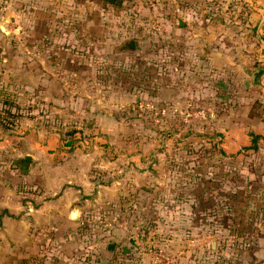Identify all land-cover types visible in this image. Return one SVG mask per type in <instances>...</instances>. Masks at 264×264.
<instances>
[{
  "label": "rangeland",
  "instance_id": "obj_1",
  "mask_svg": "<svg viewBox=\"0 0 264 264\" xmlns=\"http://www.w3.org/2000/svg\"><path fill=\"white\" fill-rule=\"evenodd\" d=\"M124 1L103 9L99 2L0 0V127L19 125V110L31 108L13 99L44 98L48 129L58 131L59 145L71 143L65 154L97 148L119 169L145 162L147 177L132 188L140 195L130 203L119 195L70 231H33V249L17 264H89L100 257L98 240L113 251L130 242L150 264H264V129L256 128L264 127L257 83L264 43L256 37L264 39V0ZM104 90L128 96L122 108L111 106L107 130L93 112L65 110L59 101L81 98L87 108ZM187 103L188 111L213 117L185 118ZM231 118L249 126L245 134L263 137L256 151L230 158L216 150L225 136L219 121ZM219 160L223 179L204 182ZM93 172L104 184L122 176ZM252 182L255 192L236 188Z\"/></svg>",
  "mask_w": 264,
  "mask_h": 264
},
{
  "label": "crops",
  "instance_id": "obj_2",
  "mask_svg": "<svg viewBox=\"0 0 264 264\" xmlns=\"http://www.w3.org/2000/svg\"><path fill=\"white\" fill-rule=\"evenodd\" d=\"M78 1L70 0L77 6L80 4L95 5L99 2L102 4L99 6L103 9L105 6L113 8L125 3L124 0H115L114 3L104 0H87L83 3ZM215 56L213 54L214 58ZM103 84L104 89L110 87L107 86L106 81ZM104 92H106L104 97L85 102L87 108L79 103L81 98L66 99L60 96L59 101L65 110L85 112L88 116L93 112L96 123L98 122L104 130H107L106 126L114 125L112 122L113 107L111 106L118 104L119 108H122L124 104H127L128 96L121 90L118 94H113L109 90H104ZM39 99L32 96L13 99L14 104L21 105L23 104L21 102H27L31 108L24 111L19 110L23 112V116L18 120L19 125L12 120L8 123L10 128L0 127V264H17L22 258L27 257L33 249L31 233L37 229L53 228L55 231L64 233L74 228L73 226L81 220L78 218L82 215L96 213L94 210L98 209L101 204L104 206L107 200L120 199L119 195H121L125 203L134 201V198H138L136 195L140 193L132 194V188L147 178L146 163L143 161L136 159L126 161V165L119 169L116 161L108 162L101 157V151L97 148L83 152L77 147L65 154L69 144L61 146L57 143L59 133L48 129L45 123L47 121L45 99ZM8 102L10 104V101ZM12 108L11 112H14L16 107ZM64 109L59 108V112L64 114L66 112ZM8 110L10 111L9 108ZM250 125L253 127L251 122ZM219 126L225 138L222 135L219 136L223 142L220 143L223 149H220V145L215 148L221 154L223 153L221 150L225 148L227 150L225 157L239 156L244 151L243 148L251 150L249 145H258L263 141L264 133L254 141L251 134L243 132L249 126L246 123L244 126L238 124L233 118L220 120ZM256 128L264 129L261 125ZM102 153L105 154L104 151ZM64 154L65 156L60 157ZM227 164H231L232 169L237 167L234 162ZM204 166L208 165L205 163ZM215 167L220 169L215 177H205L204 182L213 180L218 182L223 179L221 176L222 168H225L223 161L216 162ZM104 168L115 173L116 176L119 174L117 172H120L122 176L113 182L104 184L101 181L102 178L93 172ZM231 179L234 183L233 178ZM119 184H125L126 188L118 192L117 185ZM252 184L253 182L246 187L236 184L239 185L236 188H244V191L252 193L255 192ZM137 212L140 213V211ZM126 226H129L128 222L124 221L122 227ZM108 233V231L103 232V236ZM101 241L98 240L97 247H95L100 257L98 256L95 261H90L89 264H150L145 253L135 251L137 247L130 242L122 241L113 251L114 247L108 248L110 241H106L103 248H101ZM73 243L75 244L74 241ZM113 254H115L114 257Z\"/></svg>",
  "mask_w": 264,
  "mask_h": 264
},
{
  "label": "built area",
  "instance_id": "obj_3",
  "mask_svg": "<svg viewBox=\"0 0 264 264\" xmlns=\"http://www.w3.org/2000/svg\"><path fill=\"white\" fill-rule=\"evenodd\" d=\"M131 1H135V2H142L143 0H131ZM149 106V105H148ZM189 107V103H187V108L185 109V111H180L181 114H183L185 116V118H190V117H193V116H197L198 118H202L204 120H206L207 118H212L213 117V113H206L204 110H198L196 112H191V111H188ZM168 110V108H165V107H162L161 109H159L158 111H160L161 113H164ZM177 110L176 108H173L172 109V112H175L177 113ZM167 263H160V262H156L155 264H170L172 262V259L170 260V258H167Z\"/></svg>",
  "mask_w": 264,
  "mask_h": 264
},
{
  "label": "water",
  "instance_id": "obj_4",
  "mask_svg": "<svg viewBox=\"0 0 264 264\" xmlns=\"http://www.w3.org/2000/svg\"><path fill=\"white\" fill-rule=\"evenodd\" d=\"M104 1L109 2V3H114V2H115V0H104ZM263 17H264V16H263ZM256 37H257L261 42L264 43V39L260 37V35L258 34L257 31H256ZM263 75H264V70L261 71V72L259 73L258 78H257V83H258V85H260V86H262V87H264V83L262 82V77H263ZM113 247H114V245H113L112 243H110V244L108 245V248H109V249H112Z\"/></svg>",
  "mask_w": 264,
  "mask_h": 264
},
{
  "label": "trees",
  "instance_id": "obj_5",
  "mask_svg": "<svg viewBox=\"0 0 264 264\" xmlns=\"http://www.w3.org/2000/svg\"><path fill=\"white\" fill-rule=\"evenodd\" d=\"M252 136H253V140L255 141L256 140V138H257V136H255V135H253V134H251ZM253 141V142H254ZM69 145L71 144V143H68ZM253 151H255L256 150V145L255 144H253L251 147H250Z\"/></svg>",
  "mask_w": 264,
  "mask_h": 264
}]
</instances>
